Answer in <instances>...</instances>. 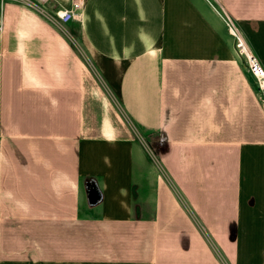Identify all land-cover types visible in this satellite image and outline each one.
<instances>
[{
  "label": "crops",
  "instance_id": "0c3cea01",
  "mask_svg": "<svg viewBox=\"0 0 264 264\" xmlns=\"http://www.w3.org/2000/svg\"><path fill=\"white\" fill-rule=\"evenodd\" d=\"M215 9L264 68V0L3 4L0 264H264V106Z\"/></svg>",
  "mask_w": 264,
  "mask_h": 264
},
{
  "label": "built area",
  "instance_id": "2783aa9c",
  "mask_svg": "<svg viewBox=\"0 0 264 264\" xmlns=\"http://www.w3.org/2000/svg\"><path fill=\"white\" fill-rule=\"evenodd\" d=\"M9 1L22 2L25 6L36 9L44 16L53 17L56 22L62 25L72 21L79 22L82 19L85 5V0H0V32L3 30L2 7ZM48 8H51V15L48 14ZM215 12L223 21L233 40L236 55L245 62L249 74L255 79L258 87L264 89V68L252 53L239 27L225 11L215 9Z\"/></svg>",
  "mask_w": 264,
  "mask_h": 264
},
{
  "label": "rangeland",
  "instance_id": "374dc122",
  "mask_svg": "<svg viewBox=\"0 0 264 264\" xmlns=\"http://www.w3.org/2000/svg\"><path fill=\"white\" fill-rule=\"evenodd\" d=\"M9 2H11V1H9ZM47 11H48V14L49 15H51V8H48L47 9ZM47 17H49V16H47ZM49 19H51L52 21H54V22H56V20L53 18V17H49ZM58 23V22H57ZM240 30V29H239ZM241 31V30H240ZM68 33H70L71 35H72V37L69 35V34H67V37L69 38V39H71V40H73L72 42L74 43L73 44V46L77 49V50H79L81 53H83V51L81 50V48H83V46H82V44H81V42H80V39H79V35H78V29H76V30H72V29H69L68 30ZM242 33V32H241ZM244 36V35H243ZM244 38H245V36H244ZM75 40V41H74ZM245 40H246V38H245ZM71 42V43H72ZM247 42V41H246ZM248 44V43H247ZM249 46V48L251 49V47H250V45H248ZM227 49H231V52H232V54H234V44H233V42L231 41V39L229 38V36H228V32H227ZM251 51H252V53L254 54V52H253V50L251 49ZM83 55H84V53H83ZM235 55V54H234ZM255 55V54H254ZM256 57V56H255ZM257 58V57H256ZM258 59V58H257ZM259 61V60H258ZM89 63V62H88ZM242 64L243 65H245L244 67H246V69H247V66H246V64H245V62L243 61L242 62ZM90 65V64H89ZM91 67V66H90ZM248 71V70H247ZM249 76H251L250 74H249ZM251 79H252V81H253V89H254V92H255V94H256V96H257V99H258V102L261 104V105H263L264 106V89H260L259 87H258V85H257V83H256V81H255V79L251 76L250 77ZM112 105H113V107L115 108V109H117L118 108V106H117V103L115 102V100H113V103H112ZM125 122V121H124ZM144 138V137H143ZM142 139V138H141ZM149 151V150H148ZM149 153V156L151 157V158H153V154L152 153H150V152H148Z\"/></svg>",
  "mask_w": 264,
  "mask_h": 264
}]
</instances>
